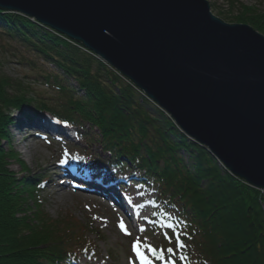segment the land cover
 <instances>
[{"label":"trees","instance_id":"16d2710c","mask_svg":"<svg viewBox=\"0 0 264 264\" xmlns=\"http://www.w3.org/2000/svg\"><path fill=\"white\" fill-rule=\"evenodd\" d=\"M223 1L228 9L218 11L217 17L264 35V14L239 0ZM0 35L34 56L35 61L20 56L32 70L49 65L57 70L39 75L56 92L54 103L36 98L39 113L51 112L80 128L86 133V139L80 135L82 142L93 138L118 165L144 172L141 181L157 194L154 206L167 224L162 226L161 248L166 259L175 264H264L260 190L222 169L206 148L181 133L165 112L141 99L84 46L68 42L33 18L1 9ZM31 93L25 84L0 77V264H70L88 240L86 227L74 220L49 219L35 200L37 182L29 180L26 164L10 147L13 111L32 103ZM93 130L99 132L96 139ZM12 163L19 165L20 175L10 170ZM29 198L36 211L29 207ZM176 235L184 248L177 246Z\"/></svg>","mask_w":264,"mask_h":264},{"label":"water","instance_id":"95a60500","mask_svg":"<svg viewBox=\"0 0 264 264\" xmlns=\"http://www.w3.org/2000/svg\"><path fill=\"white\" fill-rule=\"evenodd\" d=\"M81 43L230 173L264 191V36L207 0H0Z\"/></svg>","mask_w":264,"mask_h":264},{"label":"rangeland","instance_id":"374dc122","mask_svg":"<svg viewBox=\"0 0 264 264\" xmlns=\"http://www.w3.org/2000/svg\"><path fill=\"white\" fill-rule=\"evenodd\" d=\"M207 1L211 6V12L216 17L218 11H227L228 9L227 4L223 0ZM239 1L247 8L255 9L260 12V14H264V0ZM234 14L238 15V11H235ZM225 23L229 25L235 24L228 21ZM50 31L54 32V34H59L60 37H66L51 29ZM66 38L68 39V42H72L74 45H82L81 43L70 40L68 37ZM84 48L85 50H88L86 47ZM89 53H91L90 50ZM91 55L97 61L104 64L109 71L113 72V74L119 77L125 84L133 88L141 99L145 98L148 100V97L143 92H140V90L136 88L131 81L123 77L115 68L108 63L105 64L103 60H101V58L94 53H91ZM20 56H24L26 59H33L35 61L34 56H31L22 45L0 35V77H6L16 83H23L32 91L31 95L29 94L28 96L29 99L32 100L30 101L32 103L25 106L21 111H13L14 124L9 127L8 132L11 142L10 147H12L14 152H16L18 159L23 161L28 168L29 176L27 177L29 180H32L35 183L37 182L38 184V199L35 198V200H37L40 206H42L43 211L49 219L59 223H66L70 220H74L77 224L79 223L81 226L86 227V233H89L88 240L83 247V251L79 254L77 260L78 264L155 263L153 261L154 254L148 250L147 246L151 245L153 248H157L158 251L159 249L165 247L164 236L161 235L158 228L154 227L155 223L152 221V219L157 215V212H154L151 206L155 195L150 193L148 194L140 183L135 185L132 183L127 189H125L128 192V196H130L131 200L135 204L134 212L133 214L131 213V215L129 214L128 218L133 220L135 217L139 218L137 222H131L134 223L133 226H131L130 223L125 221L126 219L123 216V213L126 211L123 206L126 205L122 200L123 195L120 194L121 199H119L120 201H118L117 204L112 201L115 200L114 197H106L105 191L100 190L99 193H96L95 197H92L81 191H75L73 188H66L67 190L63 191L60 184L62 176L68 177L69 175V172L65 170V163H63L65 162L64 160L66 159V154L69 156V158H67V162L75 173H84V175L91 176L94 179H99L100 181L105 182V184L109 181L106 180L107 178L104 179L99 177L97 175L98 171L88 173L81 169L77 170L76 165H92V162L98 166V160L101 161L100 163L102 165L103 161H106L109 166L108 169L110 174L115 176L113 179L115 180V187L117 189H119L118 183H120L121 180L124 179L125 181L128 177L131 179L133 176V178L137 179L139 176L144 175V172L139 170L134 171L131 170L132 168L128 167L124 168L123 165L118 166L116 159L109 154H105L103 148L99 146L93 138H90L91 141L88 140L89 142L85 145L84 142H79L75 131H71L69 125L61 123V119L57 121L58 119H56L51 112L39 113L36 109V98L43 99V97H45V101H48L47 103H54L55 101L52 100L56 97V92L52 88L46 87L43 83L44 80L41 79V76L39 75L43 71H51L53 73L57 70L52 65H49L48 68L42 66V68L38 67L37 69L32 70L31 67L27 66L24 61H21ZM71 86L73 88H77L76 84H71ZM27 113H29V115L26 116ZM167 117L171 119L169 116ZM53 124L60 129H66L67 132L70 131L72 139L66 135L62 137L63 143L59 142V140L52 141L51 138H49L50 136H48V133L58 138L61 135V133H53ZM35 125L41 126L42 128H39L38 126L35 127ZM70 125L73 126L72 124ZM175 126L181 133L187 136L176 124ZM88 128L90 129V126L86 127V129ZM48 129L51 132H48ZM78 132L81 135L82 132L80 131V128ZM98 134L99 132L96 130L95 132L94 130L91 132V135H94L95 139ZM82 135L86 139V133L84 132ZM188 138L197 143L193 138ZM4 145L5 148H8L7 143ZM122 160L125 161V159ZM109 162H115L117 165L115 163L110 164ZM220 166L222 169L226 170L222 164H220ZM10 170L17 175L21 174V169L16 163L11 164ZM122 170H124V172ZM53 172H56L57 175ZM134 173H136V175H134ZM42 180L45 181L44 185H39L40 181L42 183ZM66 180L74 182L72 179ZM35 183L32 185L35 186ZM126 183L129 185V182L125 181V184ZM115 191L116 190H113V195L116 193ZM60 194H64L62 196L63 200H61ZM29 200V207L36 211L37 208L34 204L35 201L30 198ZM137 207L139 210H137ZM121 222H123L130 231L131 234L129 236L121 230ZM137 238L142 241L140 251L147 257V259L143 262L137 257L136 252L133 250V246Z\"/></svg>","mask_w":264,"mask_h":264},{"label":"bare ground","instance_id":"6f19581e","mask_svg":"<svg viewBox=\"0 0 264 264\" xmlns=\"http://www.w3.org/2000/svg\"><path fill=\"white\" fill-rule=\"evenodd\" d=\"M89 51V50H88ZM92 53V52H91ZM102 60V59H101ZM105 64H106V62L105 61H103ZM38 68V67H37ZM27 115H29V113H27L26 114V116ZM36 126H38V125H35V127ZM39 128H42L41 126H38ZM62 136H66L67 135V133H64V132H62ZM86 153H87V151H86ZM87 155V154H86ZM101 161H97V163L98 164H101L100 163ZM110 163V162H109ZM113 162H111L110 164H112ZM91 164L92 165H82V164H79V166H77L78 168H80V169H82V170H84L85 172H88V173H92L93 171L94 172H97V175L98 176H100V177H102V178H104V176L107 178V176H108V178L112 181V182H114V179H113V177H111L110 175V172H109V169H108V165H107V162L106 161H103V165H102V167H104V168H101V167H98V166H96V164L95 163H92L91 162ZM109 164V165H110ZM78 165V164H77ZM106 166V167H105ZM97 191H100L101 190V188H99V187H97V188H95ZM63 191H66L65 189H63ZM111 192V191H110ZM110 192H107V193H110ZM116 194V193H115ZM120 194V193H119ZM64 194H60V198H61V200H63V198H62V196H63ZM123 199L125 200V204H126V198L123 196ZM134 205L135 204H133V205H130V206H128V208H127V212H128V214H130L131 215V213L133 214V212H134V210L133 209H135L134 208Z\"/></svg>","mask_w":264,"mask_h":264},{"label":"snow or ice","instance_id":"6c2138e0","mask_svg":"<svg viewBox=\"0 0 264 264\" xmlns=\"http://www.w3.org/2000/svg\"><path fill=\"white\" fill-rule=\"evenodd\" d=\"M120 227H121V230L124 231L126 235H130L131 234L130 232H128L127 227H126V225H124L123 222H121ZM168 239L171 242L172 237L169 236ZM175 240H176V244H177L178 247L184 248L186 246L183 243L180 235H176L175 236ZM141 245H142V241L139 238H137V240L134 243L133 250L136 252L137 257L143 262V261H145L147 259V257L145 256L144 253H142L140 251ZM147 247H148V250L151 251L155 255V258L157 260H163V259H165V257H164V255H163L162 252L158 251L156 248H153L151 245H149ZM168 251H172V250L171 249H168ZM173 264H175V262H173Z\"/></svg>","mask_w":264,"mask_h":264}]
</instances>
